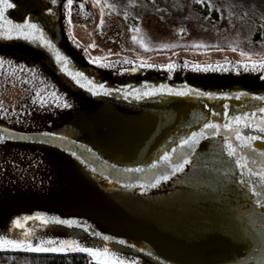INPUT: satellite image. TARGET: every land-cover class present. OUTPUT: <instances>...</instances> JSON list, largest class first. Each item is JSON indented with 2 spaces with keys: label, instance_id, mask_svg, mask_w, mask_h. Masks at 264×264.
<instances>
[{
  "label": "water",
  "instance_id": "water-1",
  "mask_svg": "<svg viewBox=\"0 0 264 264\" xmlns=\"http://www.w3.org/2000/svg\"><path fill=\"white\" fill-rule=\"evenodd\" d=\"M10 2L0 32L25 20L36 24L68 57L73 75L38 35H0V81L28 95L19 108L0 109V236L33 245L73 240L129 264H264V204L255 203L264 195L251 191L264 193L255 176L264 155L241 150L235 124L223 127L247 112L249 126L240 131L264 135L251 126L264 115L256 98L264 95V68L236 62L204 71L182 58L172 70L122 59L96 64L69 30V6L77 20L94 22L89 0ZM161 85L215 95L157 91ZM209 121L221 125L215 136L203 127ZM201 130L207 135L194 145L181 143ZM253 147L264 150V140ZM240 157L253 173L237 165Z\"/></svg>",
  "mask_w": 264,
  "mask_h": 264
},
{
  "label": "rangeland",
  "instance_id": "rangeland-1",
  "mask_svg": "<svg viewBox=\"0 0 264 264\" xmlns=\"http://www.w3.org/2000/svg\"><path fill=\"white\" fill-rule=\"evenodd\" d=\"M205 1L218 8L217 21L212 22L194 11V4ZM89 2L96 16L94 22L72 16L69 30L94 60L128 59L161 66L175 64L182 58L187 65H213V68L221 63L264 60V30L262 37L254 40L257 23L264 24V0ZM217 56L221 57L220 61L215 59ZM25 95L14 82L1 79L0 109L16 108L11 104L17 103L18 96Z\"/></svg>",
  "mask_w": 264,
  "mask_h": 264
},
{
  "label": "snow or ice",
  "instance_id": "snow-or-ice-1",
  "mask_svg": "<svg viewBox=\"0 0 264 264\" xmlns=\"http://www.w3.org/2000/svg\"><path fill=\"white\" fill-rule=\"evenodd\" d=\"M53 2H55V0H53ZM68 3L71 4V0H68ZM0 21L5 20V16H4V10L7 8H12L13 4L10 2V0H0ZM49 11H51V9H49ZM7 24L9 25H13V22L11 20H7ZM0 35L3 36H22L25 37L29 40L33 39L34 37H36L37 35L39 36V39L42 41V43L44 45H46L48 48L52 49L55 52V59L57 62H59L61 64V67L63 68V70L65 72L68 73L69 76L73 75V71L69 69L68 67V57L63 55L61 53V51L56 47V45L52 42V40L50 39H46L42 33V30L38 28V26L34 23H29V21L25 20L23 23H17L14 24L12 27H10L7 31L4 32H0ZM135 39V37H134ZM143 43V41H141ZM146 46V45H145ZM164 47H168V45H164ZM4 63L3 59L0 58V66H2ZM93 63L99 64L101 63L99 59H95L93 60ZM240 63H245L246 65H250L253 69H256L257 66H259V68H264V60H259V61H255V60H249V61H244V62H240ZM186 67H193L197 70L199 69H203L204 71H207L209 68H211V65H185ZM143 67H149V68H154L157 67L156 65H152V64H146L143 65ZM160 67H166L169 70L175 69L177 67L176 64L174 63H169L167 65H161ZM131 71H136L135 68H132ZM75 75L77 77H83L84 73L83 72H75ZM77 83H80V80L77 79L76 80ZM89 83H91V81H89ZM97 87L104 89V85L103 84H98ZM107 90V89H104ZM157 91H168V92H172V91H177L178 95H187L188 93H192L193 95L196 96H214L215 94L212 92H206V91H201L198 88H192L190 85L186 86L184 89L182 90H174L171 88H164L163 85H161L158 89H156ZM151 92H145L144 95H151ZM224 96L229 95V93H223ZM237 96H241V95H248V93H237ZM257 99L264 101V95L256 97ZM70 107V105H65ZM258 111L260 113H264V107H261L258 109ZM253 116H255V113L252 114ZM248 116L249 114L247 112L243 113L242 115H237L231 118V122L224 124L223 127L227 128V129H232L233 128V124H235L237 127L235 129V138L237 141L240 142L241 145V150H243L244 148H252L254 152H259L261 155H264V150H261L260 148H255L253 147V142L256 140H264V135H259V136H255V135H245L244 133H242L239 129L240 125H243L244 127H248L249 126V121H248ZM251 126L260 129L261 133H264V115H262L260 117V121L257 122L255 120L251 121ZM204 129H212V135L215 136L218 134V132L216 131L218 128L221 127V125L214 123L212 121H209L208 123L204 124ZM54 135V134H52ZM197 135L200 136H204L207 135V133H205L203 130H201V132L198 133H193L191 135V137H189L188 139L185 140H181L182 144H195L196 143V137ZM4 137L2 135H0V140H3ZM225 143L227 144V152L228 155L236 157L238 155V151L237 148L234 147L233 143L230 140L225 141ZM164 159H168V154L165 153ZM237 165H239L241 167V169L247 168V171L251 174L253 173V169L250 167H247L248 164V160L246 157H240L239 159L236 160ZM174 167L176 168L177 171L181 170L183 165H174ZM261 170L256 171L255 172V176L258 177V182L264 186V165L260 166ZM167 176L161 177V179H167ZM244 182V181H242ZM244 183H251V181L248 182H244ZM251 191L257 195V196H261L264 195V193L261 192H257L255 186H253L251 188ZM255 203L258 205L264 204V201H262L261 199H256ZM31 218V217H29ZM37 218L41 219L44 221V223H48V218L44 217L43 214H37ZM51 219L53 221H57L59 224L62 225H74L77 223L76 220H72V219H60L59 217H51ZM17 224H19V220L16 221ZM45 244H50L53 245L51 247H45ZM22 249V248H26L29 251H34V252H53V253H67V252H71V251H80V252H84V253H88L91 255V257L96 260L99 261L100 264H129V262L123 260V259H119L117 257L114 256L113 253H111L107 248L104 249H100V248H90V247H84L82 245H80L77 241H73V240H61L58 242V244L54 241H44L41 240L40 243L33 245V243L30 240H22V239H11L8 236H0V249Z\"/></svg>",
  "mask_w": 264,
  "mask_h": 264
},
{
  "label": "trees",
  "instance_id": "trees-1",
  "mask_svg": "<svg viewBox=\"0 0 264 264\" xmlns=\"http://www.w3.org/2000/svg\"><path fill=\"white\" fill-rule=\"evenodd\" d=\"M172 1V0H165ZM194 11L215 22L219 19V10L217 7H211L205 1L203 4H194ZM264 24L260 21L256 25L254 33V40L257 41L262 37ZM0 264H100L99 261L94 260L90 254L75 251L67 253H53V252H34L28 249H0Z\"/></svg>",
  "mask_w": 264,
  "mask_h": 264
},
{
  "label": "flooded vegetation",
  "instance_id": "flooded-vegetation-1",
  "mask_svg": "<svg viewBox=\"0 0 264 264\" xmlns=\"http://www.w3.org/2000/svg\"><path fill=\"white\" fill-rule=\"evenodd\" d=\"M72 16L74 17V12H73V10H72V7L71 6H69V15H68V20H70V17H71V19H72ZM89 54V53H88ZM104 60H112V61H115V59H112V58H109V59H104ZM104 60H100V61H104ZM122 60H126V61H131V60H128V59H122ZM135 63V62H134ZM146 64H152V65H158L157 63H144V65H146ZM25 94V93H24ZM25 97H26V95L24 96V97H19L18 96V99H17V103H12L10 106L11 107H17L18 106V104H21L23 101H24V99H25ZM15 109V108H14Z\"/></svg>",
  "mask_w": 264,
  "mask_h": 264
}]
</instances>
